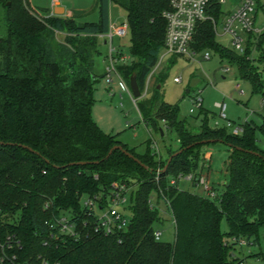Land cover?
I'll use <instances>...</instances> for the list:
<instances>
[{
  "label": "trees",
  "instance_id": "trees-1",
  "mask_svg": "<svg viewBox=\"0 0 264 264\" xmlns=\"http://www.w3.org/2000/svg\"><path fill=\"white\" fill-rule=\"evenodd\" d=\"M98 2V21L81 23L77 14L65 18L51 16L49 10L42 15L29 0H0L8 27L7 36L0 38V234L21 241L22 249L14 250L21 263L38 256L50 264L244 263L231 254L238 245L235 240L257 239L264 228V150L258 145V126L246 123L241 136L206 124L195 132L180 120L178 105L165 101L163 74L136 104L147 125L161 131L162 121L177 134L179 148L170 151L166 161H156L151 147L140 154L117 135L105 133L94 121L92 109L98 82L95 57L101 54L95 38L110 31V6L114 3L126 11L130 31L131 61L120 62L117 71L129 88L136 75L143 95L165 48L164 12L171 0ZM222 5L213 0L208 15L219 21L225 14ZM255 37L249 35L246 51L239 55L217 42L210 19L198 25L192 46L199 52L214 50L236 64L253 93L264 98V80L256 65L264 63V40L252 43ZM253 46L260 50L255 60ZM211 140L231 149L228 180L215 200L179 189L181 177L201 175L200 160ZM117 146L146 168L124 150L109 156ZM116 183L135 188L125 208L130 224L127 230L106 236L95 231L82 200L104 201ZM154 197L158 207L151 206ZM161 202L169 203L174 219L173 243L155 237L154 226L163 219ZM59 216L69 217L78 234L45 244L46 222ZM224 216L226 234L220 228Z\"/></svg>",
  "mask_w": 264,
  "mask_h": 264
},
{
  "label": "rangeland",
  "instance_id": "rangeland-1",
  "mask_svg": "<svg viewBox=\"0 0 264 264\" xmlns=\"http://www.w3.org/2000/svg\"><path fill=\"white\" fill-rule=\"evenodd\" d=\"M54 0H29L30 6L42 15H46L52 8ZM67 11H74L77 14L78 22H96L99 18L98 0H59ZM261 5L264 0H260ZM240 4V0H225L222 11L225 13L218 21L215 17L211 19L214 29L216 27L217 42L223 47L239 54L235 49L233 37L225 32V20L230 13H234ZM55 16L72 18L71 12H54ZM7 14L5 8L0 5V38H5L8 34ZM127 13L124 9L112 3L110 6V21L119 26L126 22ZM257 34L256 40L252 43L264 40V7L259 6L253 14ZM241 34V30H238ZM249 37V36H248ZM60 41L63 35L59 34ZM247 38V37H246ZM249 39V38H248ZM95 42L101 54L95 57L94 73L98 77L95 85L94 105L92 117L97 125L107 134L117 135L118 140L129 148H136L140 154H145L151 147L155 154L156 161L161 159L166 161L170 151L179 148L178 136L168 129L162 121L159 122L161 131L153 129L147 125L137 107L125 88L121 85L120 78L114 74L112 82L107 78V69L110 65V46L104 39L95 38ZM115 47L114 56L119 54L130 58V37L123 39L115 37L113 40ZM247 43H245L246 46ZM252 59H258L259 48L253 46ZM259 50V51H257ZM264 51V43H263ZM202 53H208L210 60H204ZM164 52L162 55L164 56ZM171 57L167 56L160 64L154 74L152 86L160 81V75H165L163 82V92L165 101L170 105H178V115L180 120L186 122L188 127L198 132L204 124L211 129L226 130L233 134L237 128L246 123H254L258 126V145L264 150V98L261 94L253 93L252 85L249 81L241 78L238 66L223 60L214 50L201 52L195 60L178 57L175 63H170ZM264 80V63H256ZM179 79L180 82H175ZM238 86L240 87L238 89ZM202 100V108L197 105L198 100ZM140 102V100H137ZM217 105L226 106V118L221 116V110ZM193 111V113H191ZM243 134L239 132V136ZM151 145V146H150ZM203 154H211L209 178L213 184H223L227 182V163L230 157V148L221 142L210 143L205 146ZM206 160H200L202 172ZM164 171V170H163ZM207 174L205 171L204 175ZM196 179L190 180L183 176L179 181V189L200 195L201 188L196 184ZM122 186H126L125 184ZM127 187V186H126ZM127 199L130 202V195L134 186L127 187ZM155 198V197H154ZM120 211L129 215L123 206L117 207ZM162 220L154 226L156 232H161L160 241L173 243L175 241V223L171 212L165 202L160 203ZM220 228L223 234L228 232L226 217L222 218ZM245 246L236 245L231 254L244 264H264V228L260 230L257 239L252 238ZM230 243V241H229ZM260 257H256L257 255Z\"/></svg>",
  "mask_w": 264,
  "mask_h": 264
},
{
  "label": "built area",
  "instance_id": "built-area-1",
  "mask_svg": "<svg viewBox=\"0 0 264 264\" xmlns=\"http://www.w3.org/2000/svg\"><path fill=\"white\" fill-rule=\"evenodd\" d=\"M212 1L213 0H171L170 9L164 12V18L167 21L165 48L163 51L165 54L164 56H161L158 66L147 80L146 90L143 94L144 97L149 94L153 87L152 82L154 74L167 56L171 58L184 57L189 60H195L198 56H201V52L195 50L192 44L194 42V36L198 25L206 20L212 19L208 15V9ZM220 2L223 4L225 0H220ZM262 6L264 7V3ZM258 7L257 0H240V4L235 12L230 13L225 20V32L232 35L235 49L239 51L240 54H244L246 51L247 44L245 46V43H248V36L250 34H257L253 14ZM53 15L55 14L52 13L51 16ZM238 30H241V34ZM129 34L130 31L127 22H124L119 26L110 22L109 33L101 36V38L107 42L111 51L110 65L107 69V78L109 79V82L113 81L112 77L116 74L121 80V85L136 103L131 89L117 71V65L120 62H126L128 58L122 57L121 59H118V57L114 56V51L116 49L112 44L115 37L123 39L128 37ZM202 57L204 60L211 59V56L208 53H202ZM175 82H180V80L176 79ZM239 88L240 87L238 86V89ZM196 103L199 108L202 107L201 99ZM217 106L221 110V116L226 118V106ZM191 113H193V111H191ZM240 131L243 132L242 127L237 128L234 133L239 134ZM205 160L209 161L210 159L206 158ZM207 169H209V166L204 165V170ZM204 173L205 171H203L196 179V184L202 189V196L204 198L215 200L220 195L221 188L226 182L220 185L212 184L208 171L206 175H204ZM187 178L194 180L192 175L187 176ZM171 183L175 185L176 181L172 180ZM128 192L126 186H120L116 183L113 185L111 193L105 196L104 201L100 197L84 198L82 200V205L86 210L87 216L94 219L93 225L96 232L109 236L116 232L127 230L130 224V218L117 207L123 206L124 209L128 207ZM151 206L158 207L156 197L152 199ZM167 206H169V203ZM46 224L48 226V236L45 244L49 242H59L66 237H74L78 234L76 224L67 216L55 217L51 221L46 222ZM161 236V232L155 231V237L158 241H160ZM235 242H238V245L241 246L248 244L244 239L240 241L235 240ZM16 249L21 250L22 246L21 241L17 239L15 235L0 234V264H5L6 262L11 264H50L49 260L42 256H38L35 261L30 260L21 263L18 261L17 253L14 252Z\"/></svg>",
  "mask_w": 264,
  "mask_h": 264
},
{
  "label": "water",
  "instance_id": "water-1",
  "mask_svg": "<svg viewBox=\"0 0 264 264\" xmlns=\"http://www.w3.org/2000/svg\"><path fill=\"white\" fill-rule=\"evenodd\" d=\"M58 9H60V10H62V12H64V8H62V7H57L56 10H55L56 13H57V10H58ZM106 43H107V42H106ZM130 89H131L132 95H133V97H134L135 100H140V99H142V98L144 97V95L141 94L140 89H139V87H138L137 79H136V75H133L132 78H131V80H130ZM210 142H211V143H214L213 140H211ZM203 143H206V142H203ZM29 150H30V149H29ZM114 150H124V149H123V147H121V146H117V147L113 148V149L110 151L109 156L112 154V152H113ZM124 152L127 154V156H129L130 158L134 159L137 163H139V164L142 165L144 168H146V166L143 165V164H142L138 159H136L132 154H130L129 152H127V151H125V150H124ZM179 153H182V151H179L178 153H176V154H174L172 157H170V158H169V163L173 160V157L176 156V155H178ZM109 156H108V157H109ZM169 163H168L167 166L165 167L164 171L167 170Z\"/></svg>",
  "mask_w": 264,
  "mask_h": 264
},
{
  "label": "crops",
  "instance_id": "crops-1",
  "mask_svg": "<svg viewBox=\"0 0 264 264\" xmlns=\"http://www.w3.org/2000/svg\"><path fill=\"white\" fill-rule=\"evenodd\" d=\"M57 7H62V8H64V11L65 12H71L73 15L75 14L74 13V11H67L66 9H65V7H63L62 5H61V3H60V1L59 0H54L53 1V3H52V8L50 9V11H51V14L52 13H54L55 12V10H56V8ZM62 10H60V9H58L57 10V12H61ZM106 45H107V43H106ZM128 61V60H127ZM131 149H136V148H131ZM136 151H137V149H136ZM230 153H231V149H230ZM206 158H209L210 160L209 161H206V164H204V165H208L209 166V169H207V170H205V171H208L209 172V170H210V162H211V154L210 153H207L206 155H205V159ZM228 163H229V160H228ZM228 163H227V165H228ZM227 174V173H226ZM225 183V182H224ZM214 184V183H213ZM215 185H217V184H215ZM220 185V184H219ZM202 190V189H201ZM201 196L203 195V191H202V193L200 194Z\"/></svg>",
  "mask_w": 264,
  "mask_h": 264
},
{
  "label": "bare ground",
  "instance_id": "bare-ground-1",
  "mask_svg": "<svg viewBox=\"0 0 264 264\" xmlns=\"http://www.w3.org/2000/svg\"><path fill=\"white\" fill-rule=\"evenodd\" d=\"M62 12V11H61Z\"/></svg>",
  "mask_w": 264,
  "mask_h": 264
}]
</instances>
